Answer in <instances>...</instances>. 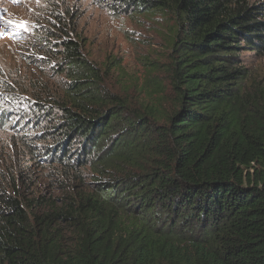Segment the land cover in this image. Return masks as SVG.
I'll use <instances>...</instances> for the list:
<instances>
[{
  "label": "trees",
  "instance_id": "16d2710c",
  "mask_svg": "<svg viewBox=\"0 0 264 264\" xmlns=\"http://www.w3.org/2000/svg\"><path fill=\"white\" fill-rule=\"evenodd\" d=\"M106 5L173 21L165 76L115 89L77 15L39 13L32 43L56 82L26 88L28 161L0 182V264H264V82L244 55L264 56V0ZM34 164L83 191L39 192Z\"/></svg>",
  "mask_w": 264,
  "mask_h": 264
},
{
  "label": "rangeland",
  "instance_id": "374dc122",
  "mask_svg": "<svg viewBox=\"0 0 264 264\" xmlns=\"http://www.w3.org/2000/svg\"><path fill=\"white\" fill-rule=\"evenodd\" d=\"M51 3L77 15L75 35L82 40L90 59L105 65L109 57L113 58V88L121 90V80H130L136 84L133 91L137 93L146 81L151 83L148 72L154 67L160 70L155 80L165 76L174 24L169 18L117 13L110 10L106 0H0V182H8L13 170L18 177L22 161H28L23 159L17 138L28 132L25 124L17 129L21 118L29 113L26 97L30 92L26 88L35 80L48 83L50 88L56 82L47 69L49 65L40 58L41 51L32 43L40 23L39 13ZM244 55L253 74L264 82V56L252 52ZM30 172L28 180L48 196L71 198L83 191L78 182L71 180L50 182L51 178L35 164ZM25 192L30 194L32 190L26 188Z\"/></svg>",
  "mask_w": 264,
  "mask_h": 264
},
{
  "label": "snow or ice",
  "instance_id": "6c2138e0",
  "mask_svg": "<svg viewBox=\"0 0 264 264\" xmlns=\"http://www.w3.org/2000/svg\"><path fill=\"white\" fill-rule=\"evenodd\" d=\"M21 26H24L23 24Z\"/></svg>",
  "mask_w": 264,
  "mask_h": 264
}]
</instances>
